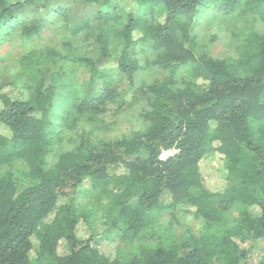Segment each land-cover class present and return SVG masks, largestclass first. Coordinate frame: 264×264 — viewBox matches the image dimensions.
I'll return each mask as SVG.
<instances>
[{
    "label": "trees",
    "instance_id": "trees-1",
    "mask_svg": "<svg viewBox=\"0 0 264 264\" xmlns=\"http://www.w3.org/2000/svg\"><path fill=\"white\" fill-rule=\"evenodd\" d=\"M247 17L264 21V0H0V46L60 36L0 84V264H249L247 243L264 264V30L222 58L196 34L201 21ZM111 110H134L142 126L93 139L88 128ZM65 134L72 148L56 154ZM215 155L226 185L212 192L200 167ZM85 185L108 224L86 239L89 214L75 206ZM181 207L204 222L200 238L140 246L128 260L102 251L110 235L134 241Z\"/></svg>",
    "mask_w": 264,
    "mask_h": 264
},
{
    "label": "rangeland",
    "instance_id": "rangeland-1",
    "mask_svg": "<svg viewBox=\"0 0 264 264\" xmlns=\"http://www.w3.org/2000/svg\"><path fill=\"white\" fill-rule=\"evenodd\" d=\"M135 7L129 5L127 9ZM264 30V21L256 18L247 17L236 23H230L225 19H219L216 24L201 21L196 27V34L198 42L204 46L203 50L214 57L233 56L241 41V36L250 31L261 32ZM60 39L55 31L47 30L40 32L37 36L31 39H22L18 35H13L10 40L0 46V84L8 80L7 74H10L13 69L19 65L20 60L28 51L35 47L42 49L44 45ZM87 75L82 71H76L74 79L76 82H82ZM140 79L145 80L146 76L141 75ZM62 100H59L57 107L60 108ZM142 126L140 120L137 118L136 112H115L111 110L106 115L103 122L98 123L97 127L88 128V132L93 139L108 140L120 137L122 135H129L132 132L139 130ZM74 137L73 135H64L58 143L54 146V152L61 153L72 148ZM172 152H164L162 159L171 156ZM55 156L51 158V162H55ZM16 167H21L16 165ZM15 167V168H16ZM201 175L205 187L217 192L224 189L226 185L225 171L223 162L220 156L210 157L201 163ZM15 177L18 181L28 185V181L23 178L17 170L14 171ZM75 198V206L82 207L84 212L89 214L88 222H81L78 225V236L86 239L92 234L101 236L108 229V224L105 218L102 217L104 211L103 201L97 199L95 194L90 193L89 186L85 185ZM85 192V193H84ZM163 205L169 206L170 199L166 195L162 199ZM192 210L187 208L174 209L173 211L166 208L157 218H155L146 230L143 231L139 239L134 241H123L119 234H112L109 241H106L102 246V251L106 255H118L121 260H128L135 255L140 246L149 245L151 247L164 245H179L187 236L192 235L200 238L204 228L202 220H196L192 216ZM91 214H90V213ZM243 248H247L248 263L256 264L260 257V247L256 244H244ZM59 254H66L64 241L59 247Z\"/></svg>",
    "mask_w": 264,
    "mask_h": 264
},
{
    "label": "built area",
    "instance_id": "built-area-1",
    "mask_svg": "<svg viewBox=\"0 0 264 264\" xmlns=\"http://www.w3.org/2000/svg\"><path fill=\"white\" fill-rule=\"evenodd\" d=\"M161 159H162V157H161Z\"/></svg>",
    "mask_w": 264,
    "mask_h": 264
}]
</instances>
